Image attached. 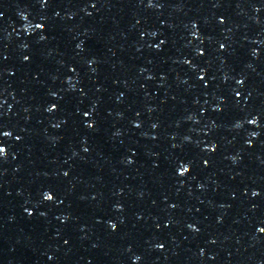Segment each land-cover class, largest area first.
<instances>
[{
    "label": "water",
    "instance_id": "water-1",
    "mask_svg": "<svg viewBox=\"0 0 264 264\" xmlns=\"http://www.w3.org/2000/svg\"><path fill=\"white\" fill-rule=\"evenodd\" d=\"M0 147V264H264V0H0Z\"/></svg>",
    "mask_w": 264,
    "mask_h": 264
},
{
    "label": "snow or ice",
    "instance_id": "snow-or-ice-1",
    "mask_svg": "<svg viewBox=\"0 0 264 264\" xmlns=\"http://www.w3.org/2000/svg\"><path fill=\"white\" fill-rule=\"evenodd\" d=\"M37 27H40V25H37ZM251 123H253L254 121H250ZM184 171H187V169H184ZM45 199H52V197L50 195H46Z\"/></svg>",
    "mask_w": 264,
    "mask_h": 264
},
{
    "label": "clouds",
    "instance_id": "clouds-1",
    "mask_svg": "<svg viewBox=\"0 0 264 264\" xmlns=\"http://www.w3.org/2000/svg\"><path fill=\"white\" fill-rule=\"evenodd\" d=\"M5 153V149L4 148H2V147H0V154H4Z\"/></svg>",
    "mask_w": 264,
    "mask_h": 264
}]
</instances>
